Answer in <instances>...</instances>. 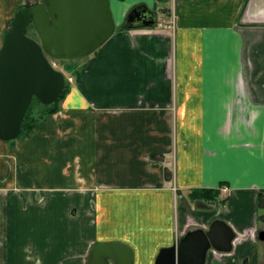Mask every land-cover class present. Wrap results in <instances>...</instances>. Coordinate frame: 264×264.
Here are the masks:
<instances>
[{"label":"crops","instance_id":"1","mask_svg":"<svg viewBox=\"0 0 264 264\" xmlns=\"http://www.w3.org/2000/svg\"><path fill=\"white\" fill-rule=\"evenodd\" d=\"M30 1L0 0V43ZM109 4L115 30L78 58L58 110L0 140V264H87L108 242L154 264L216 218L235 237L205 264H264V0ZM138 4L174 31L122 28Z\"/></svg>","mask_w":264,"mask_h":264},{"label":"water","instance_id":"2","mask_svg":"<svg viewBox=\"0 0 264 264\" xmlns=\"http://www.w3.org/2000/svg\"><path fill=\"white\" fill-rule=\"evenodd\" d=\"M156 15L144 4L128 12L122 28L153 27ZM32 23L37 39L26 34ZM109 0H31L16 9L0 45V140L15 139L33 97L50 104L61 94L64 73L49 58L74 60L101 46L114 32ZM235 233L223 219L187 231L161 248L154 264H205L210 249L229 252ZM258 238L264 240V230ZM121 242L95 243L87 264H132Z\"/></svg>","mask_w":264,"mask_h":264},{"label":"trees","instance_id":"3","mask_svg":"<svg viewBox=\"0 0 264 264\" xmlns=\"http://www.w3.org/2000/svg\"><path fill=\"white\" fill-rule=\"evenodd\" d=\"M28 27L29 28L32 27V29H34V26L31 23L28 25ZM26 34L32 36L28 34L27 31ZM57 61L62 62L61 65L63 66L64 70H66L69 73V76L75 78L78 77L77 75L79 72V66L77 65L75 60H57ZM68 88H69V82L67 80L59 97L50 104H43L36 97H33L30 106L26 111L23 120L21 122L20 132L15 139L27 135L37 125L39 119L42 118L43 116L55 113L59 108L58 105L59 100L64 96ZM15 139H12L11 141ZM220 193L221 191L219 189L194 188L188 191V196L193 200L202 199L211 202V201H215L219 197ZM222 200L225 201L226 197L221 199V201Z\"/></svg>","mask_w":264,"mask_h":264},{"label":"rangeland","instance_id":"4","mask_svg":"<svg viewBox=\"0 0 264 264\" xmlns=\"http://www.w3.org/2000/svg\"><path fill=\"white\" fill-rule=\"evenodd\" d=\"M34 1L37 2L38 0H34ZM162 17H164V16H163L162 12L159 11L157 13V19L160 21V20H162ZM155 27H157V26H153L152 28H155ZM27 32H28V34L32 35L31 37L37 39L36 31H34V29H32V27H30V28L27 27ZM0 45H1V43H0ZM51 61H53L55 63V68L61 70L65 74V76H68L69 75V73L66 70H64L63 66L61 65L62 64L61 61H60L61 63L59 61H57V60H52L51 59ZM75 61L77 63L79 60L78 59H75ZM223 194L225 195L226 192H224ZM212 209L218 210V212L221 213L222 212V204L219 201H216L215 203H213ZM261 211H263V209H261Z\"/></svg>","mask_w":264,"mask_h":264},{"label":"built area","instance_id":"5","mask_svg":"<svg viewBox=\"0 0 264 264\" xmlns=\"http://www.w3.org/2000/svg\"><path fill=\"white\" fill-rule=\"evenodd\" d=\"M157 26L160 27V28H164L166 30H169V31H174V26H175V23H174V15L171 18L166 19L163 22H158L157 23ZM53 64H54V62H53ZM69 79L71 80V78H69ZM222 190H223V192H226L227 191V187L226 186H223L222 187Z\"/></svg>","mask_w":264,"mask_h":264}]
</instances>
